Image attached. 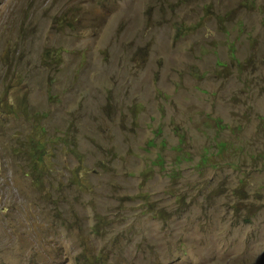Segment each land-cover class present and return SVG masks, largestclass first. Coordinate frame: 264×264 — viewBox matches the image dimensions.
<instances>
[{
  "label": "rangeland",
  "instance_id": "obj_1",
  "mask_svg": "<svg viewBox=\"0 0 264 264\" xmlns=\"http://www.w3.org/2000/svg\"><path fill=\"white\" fill-rule=\"evenodd\" d=\"M3 100L0 264H264V0H0Z\"/></svg>",
  "mask_w": 264,
  "mask_h": 264
},
{
  "label": "trees",
  "instance_id": "obj_2",
  "mask_svg": "<svg viewBox=\"0 0 264 264\" xmlns=\"http://www.w3.org/2000/svg\"><path fill=\"white\" fill-rule=\"evenodd\" d=\"M0 104H4L5 106H10L7 103V100L0 101ZM40 137H41V135H31L30 134L28 136V138L25 140L26 141L25 142L26 148L28 151L27 159H30L31 162L36 163L37 166L41 165V163H38L37 160L41 161L43 158H45V155L47 153L45 145L41 144L42 140ZM74 149H75V146H73V150ZM36 158H37V160H36ZM46 167H48V166L41 165L37 169L30 170V172H28V175L32 176L36 180L39 177V174L41 173L40 169L44 170ZM36 182H37V180H36ZM69 227H67L66 229H68ZM82 256L86 258V260L89 262V264H92L91 256L88 254V252L83 253Z\"/></svg>",
  "mask_w": 264,
  "mask_h": 264
}]
</instances>
